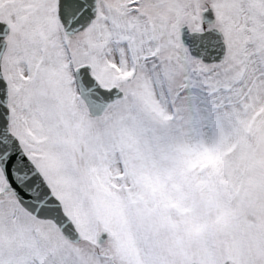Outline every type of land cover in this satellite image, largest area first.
I'll return each instance as SVG.
<instances>
[{
	"label": "snow or ice",
	"instance_id": "6c2138e0",
	"mask_svg": "<svg viewBox=\"0 0 264 264\" xmlns=\"http://www.w3.org/2000/svg\"><path fill=\"white\" fill-rule=\"evenodd\" d=\"M0 264H264V0H0Z\"/></svg>",
	"mask_w": 264,
	"mask_h": 264
},
{
	"label": "rangeland",
	"instance_id": "374dc122",
	"mask_svg": "<svg viewBox=\"0 0 264 264\" xmlns=\"http://www.w3.org/2000/svg\"><path fill=\"white\" fill-rule=\"evenodd\" d=\"M182 193L187 197L186 204L183 208H179V200L176 206H170L166 215L167 220L162 219L161 215L157 212L154 213L146 222L151 225V231L147 233L150 242H154L161 251L167 252L174 249L178 240L181 238L180 232L173 231L171 224L174 223L178 226L182 225L186 220H190L197 214L196 203L197 193L190 185L182 187ZM172 198L177 199V194L172 193ZM184 243L188 244L190 241L187 237H183Z\"/></svg>",
	"mask_w": 264,
	"mask_h": 264
}]
</instances>
